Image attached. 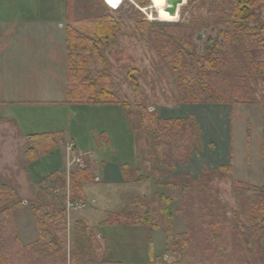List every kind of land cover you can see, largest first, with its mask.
Returning a JSON list of instances; mask_svg holds the SVG:
<instances>
[{"label":"rangeland","instance_id":"1","mask_svg":"<svg viewBox=\"0 0 264 264\" xmlns=\"http://www.w3.org/2000/svg\"><path fill=\"white\" fill-rule=\"evenodd\" d=\"M9 1L11 0H0L5 5H9ZM72 1L75 18L109 14L116 23L114 37L104 42L100 48L105 62L102 63L95 57L93 60L98 70H104L109 75L114 90L125 103L119 104L122 112L105 104L65 102L68 20L66 23L62 19L63 26H56L57 38L55 45H51V51H44L42 47L31 56L17 57L8 54L0 57V111L16 119L26 132L62 134L57 147L26 164L32 178L36 181L45 180L54 172L53 166L61 155L60 149L66 155V166L69 168L67 173L75 164L85 167L87 163L93 173L90 158L79 156L77 151L94 154L95 162L98 163L96 175L99 178L93 174V182L84 185L83 189L85 201L94 199V202L92 200L77 210L67 209L65 199L68 196L65 193L59 203L65 207L68 227L65 263L148 262L163 256L162 259L168 263L172 262V259L202 262L261 260L264 256V241L258 246L252 233L247 231V235L244 234L246 228L249 230L250 222L241 213L239 203L232 192L231 178L220 169L222 165L231 164L234 178L253 185L262 184L264 83L259 78L255 80L258 83L255 85L258 99L256 102L185 101L176 81L177 71L155 51L156 42L163 35L172 38L178 25L189 30L188 39L192 40L196 33L199 35L202 28L215 24L216 29L212 32V37L221 38L224 26L213 23L210 19L207 2L184 0L177 18L164 21L156 18L157 14L150 0H123L116 10L109 8L104 0ZM6 9L1 8V16L11 15ZM157 9L172 11L171 8ZM260 13L262 17L264 6L260 8ZM48 32L46 29L40 33H44L46 38L44 35L42 37L47 39ZM203 39L204 36L199 41ZM198 45L191 48L192 46L179 44L187 59L194 54V48H199ZM238 45L233 48V52L241 56V43ZM33 46L36 49L35 45ZM191 65L193 64L190 63ZM132 79L135 80L138 93L131 83ZM3 100L7 102L1 103ZM139 104L150 111L155 109L162 117L194 119L199 132V145L193 148V154L186 162L177 165L179 176L170 179V183L178 187L188 180L181 177L183 174L195 180L199 177L200 180H196L189 190L174 189L166 185L169 172L165 161L152 163V147L140 124L141 115L137 109ZM11 138L9 130L0 126V162L4 160L3 162L7 163L4 167L0 163V177L17 192V180H14V177L8 178L10 170L6 169L13 162L21 164L22 158L24 159L21 156L23 147L21 151L20 145ZM61 144L64 145L62 148ZM123 164L135 166L142 175L148 177V181L119 186L116 182L120 178ZM57 188L62 193L63 190ZM143 193H146L145 197ZM161 193L175 195V200L169 206L173 213L171 234L166 232V216L158 209ZM208 193L217 197L216 201H211V205L213 203L212 208L217 211V216L225 214L223 220L227 229L224 226H213V218H203V209L208 210L204 195ZM35 195L33 200L38 199L37 193ZM23 199L29 200L17 195L20 205L14 211L16 226L22 224V220L23 225L27 226L24 211L30 208L32 212L31 201L25 203L26 201L22 202ZM44 199L42 198V201ZM137 199H145L151 218L159 223V227L151 230L148 225L103 224L108 215L129 210V205ZM234 212L238 215H234ZM83 216H87L91 221L88 222V229L95 227V232L99 235L92 233L94 236H84L86 223ZM203 220L211 221L212 227L209 224L204 228ZM232 221L236 227L234 234L229 229ZM27 233L29 235L24 238L26 242L33 238V235L35 237V234L28 231ZM19 238L23 245H30V242H23L20 234ZM37 239L36 228L34 241ZM26 258L31 260L32 264L61 262L55 261L56 256L53 260L48 254L41 255L35 250L27 252Z\"/></svg>","mask_w":264,"mask_h":264},{"label":"trees","instance_id":"2","mask_svg":"<svg viewBox=\"0 0 264 264\" xmlns=\"http://www.w3.org/2000/svg\"><path fill=\"white\" fill-rule=\"evenodd\" d=\"M201 1L207 2L208 13L213 23L224 26L221 30L222 37H212V32L216 29V25L213 24L209 28L204 27L200 30L202 32L203 29H207L203 40H196L197 33L192 40H189V30L178 25L174 29L172 38L163 35L156 42L155 51L161 59L170 63L177 71L176 81L185 101L192 103H227L232 100L256 102L258 99L255 85L258 83L255 80L259 78L264 83V15L260 16V8L264 6V0ZM154 5L157 8L166 9L164 5L155 1ZM66 17L69 25L66 28L65 102L125 105L114 90L109 75L104 70H98L93 60L95 57L100 62H105L100 48L104 42L115 35L114 19L109 14L92 18H75L72 0H66ZM238 43H241L242 47L241 56L233 52V48L239 46ZM179 44L192 46L191 48L199 44V48H194V54L187 59V55ZM190 63L193 65L190 66ZM132 80L131 83L138 93L135 80ZM137 109L141 115L140 124L152 147V163L155 164L160 160L166 163L169 174L166 176L165 184L174 189L189 190L196 180H200L199 177L195 180L183 174L181 177H186L188 180L178 187L170 183V179L179 176L177 165L186 162L193 154V148L199 145L197 141L199 132L194 119L192 117H162L155 109L150 111L142 104H139ZM61 139L62 134L59 132L26 135L23 145V157L26 164L57 147ZM84 157L88 159L87 156ZM262 168L264 176V120ZM220 170H224L231 178L232 192L239 203L241 213L250 222V228L249 230L246 228L244 234L247 235V231L252 233L255 243L261 246L260 243L264 241V178L260 186L253 185L234 178L231 164L222 165ZM121 175L123 181L128 183L148 181V177L142 175L139 169L127 164L122 165ZM93 180L92 169L88 163L85 167L75 164L68 173L55 171L43 180L44 184L49 183V185L38 192V199L30 202L38 239L30 245H23L14 217V211L20 205L17 201V192L0 178V264H32L31 260L26 258V254L33 250L40 252L41 255L48 254L53 260L56 256L55 261H61L57 264H66L64 253L67 248L68 227L65 207L60 206L59 203L62 202L65 193L72 201L86 200L84 185ZM57 187L63 190L62 193ZM42 198L45 199L42 201ZM204 198L207 201L208 210L203 209L205 210L203 218H213V226L226 227L223 220L225 214L221 213L217 216L215 214L217 211H213L212 208L213 203L211 205V201H216L217 197L208 193L204 195ZM159 199L158 209L166 216L168 223L166 232L171 234L173 213L169 206L175 200V195L161 193ZM129 207V210L111 213L103 224L148 225L151 230L159 227V223L151 218L145 199L142 201L137 199ZM234 215L237 216V212H234ZM83 220L86 223L84 236H94L88 229V222ZM209 224L212 227L211 221L203 220L204 228ZM230 224L229 229L234 234L236 227L233 221ZM254 263H264V256Z\"/></svg>","mask_w":264,"mask_h":264},{"label":"crops","instance_id":"3","mask_svg":"<svg viewBox=\"0 0 264 264\" xmlns=\"http://www.w3.org/2000/svg\"><path fill=\"white\" fill-rule=\"evenodd\" d=\"M9 2H10L9 5H5L0 2V57L7 56L8 54H11L12 56L16 55L17 57H23L25 55L31 56L33 53H37L38 52L37 50H41L42 47L44 51H51L50 50L51 45L52 44L55 45V41L57 38V34L55 31L56 26L57 27L63 26L62 19H64V21L68 23L66 17V0H46L45 2H40L38 0H11ZM107 6L110 7L108 4ZM3 7H6L8 11L11 12V15L7 17L1 16V8ZM40 29H42L44 32L46 31V29L49 30L48 34H46L47 39H45L46 37L44 33H40L43 32ZM42 35H44L45 38L42 37ZM32 45H35L36 49H34V46L32 47ZM65 87H66V80H65ZM55 101H59V100H55ZM6 102L7 101L3 100V102L1 103L5 104ZM105 105H109L113 108H118L121 112L123 111L120 108V105L118 104H105ZM0 126L9 130L12 136L11 139L12 140L15 139V141L20 145L21 151L25 143V136L32 133H38V132H26L24 130V127L16 119H14L12 116L11 117L8 116L5 112L2 111H0ZM63 146L64 145L61 144L60 148H62ZM73 146L75 148V144H73ZM0 151L2 152V149H0ZM12 151L13 149L11 150V152ZM60 151H61V155L57 159L56 161L57 163L53 166V168L55 169L54 172L61 170L67 172L69 168H67L66 166V155L62 153L61 149ZM77 153L79 156H87L90 158L91 163L93 164V174L95 177H98V175H96L98 163L95 162L96 159L95 155L90 153H82L79 151H77ZM21 156H23L22 153ZM1 161L2 162L0 163L2 167H4L7 163L3 162L4 160ZM132 167L134 168L135 166ZM6 170H10V174L7 176L8 178L13 179L14 177V180H17V184H16L18 186L17 195H19V197H23V198L27 197L29 199V200L23 199L22 202L26 201L25 203H27V201L28 202L33 201L34 199L33 196H36L35 195L36 193L38 194V192L42 188H44L46 185H49V183L44 184L42 182L43 180L36 181L32 178L31 173L28 170V166H26V163L23 158L21 160V164L18 165L16 162H13L11 166ZM106 177L108 180L107 174ZM116 183L119 186L124 184L129 185L127 184L128 182L123 181L122 175H120V178H118ZM130 184L133 185V183ZM143 194H144L143 197H145L146 193ZM92 200L94 202V199ZM92 200L88 201V203H91ZM118 201H120V199ZM27 210L28 211L26 210L24 211L26 214L25 217H26L27 226L23 225L24 223L23 220L21 221L23 222L22 224H20L21 226L20 225L17 226L20 237L23 240V242L32 243L36 238V228L30 208ZM21 214L23 215V213ZM83 218L87 222H91L87 216H83ZM131 227H136V226H131ZM94 228L95 227L91 228L92 229L91 232L93 234L96 233ZM27 231L31 234H35V237L33 235V238L28 239V241L26 242L24 238L25 236L29 235ZM96 234L99 235L98 233ZM162 258H164V256L156 258V261L152 260L148 262H124V263L107 262V263L108 264H264V263H254V262H246V261L243 262L238 260L235 261L228 260L223 262H202V261H194L191 259L186 261L185 260L176 261L172 259V262L168 263Z\"/></svg>","mask_w":264,"mask_h":264},{"label":"flooded vegetation","instance_id":"4","mask_svg":"<svg viewBox=\"0 0 264 264\" xmlns=\"http://www.w3.org/2000/svg\"><path fill=\"white\" fill-rule=\"evenodd\" d=\"M127 1V0H124ZM182 2H178L176 5L175 4H169V0H161V4L164 5L166 8H171L172 11H159L157 7L154 5L153 0H150V3L152 4V8L156 12L157 16L156 18L159 20H164V21H173L177 18L179 8L182 5L184 0H181ZM142 9H146L144 7H141ZM112 10H116V8H113Z\"/></svg>","mask_w":264,"mask_h":264},{"label":"built area","instance_id":"5","mask_svg":"<svg viewBox=\"0 0 264 264\" xmlns=\"http://www.w3.org/2000/svg\"><path fill=\"white\" fill-rule=\"evenodd\" d=\"M87 204H89V203L87 201H85V200H75V201H72L68 197H66V199H65V207L67 209L70 208V209H76L77 210L79 208H83Z\"/></svg>","mask_w":264,"mask_h":264},{"label":"water","instance_id":"6","mask_svg":"<svg viewBox=\"0 0 264 264\" xmlns=\"http://www.w3.org/2000/svg\"><path fill=\"white\" fill-rule=\"evenodd\" d=\"M182 2L181 0H169V4H177L178 2ZM207 32V29H203L202 32L196 37V40H200L201 37L204 36V34Z\"/></svg>","mask_w":264,"mask_h":264},{"label":"bare ground","instance_id":"7","mask_svg":"<svg viewBox=\"0 0 264 264\" xmlns=\"http://www.w3.org/2000/svg\"><path fill=\"white\" fill-rule=\"evenodd\" d=\"M105 1H106V3L110 6V8L113 7L112 4L108 2V0H105ZM154 1H155V2H158V4H161V0H154ZM121 2H122V0H119V2H118V6L113 7V8H117V7H119V6L121 5ZM153 3H154V2H153ZM113 8H111V9H113Z\"/></svg>","mask_w":264,"mask_h":264},{"label":"snow or ice","instance_id":"8","mask_svg":"<svg viewBox=\"0 0 264 264\" xmlns=\"http://www.w3.org/2000/svg\"><path fill=\"white\" fill-rule=\"evenodd\" d=\"M108 2L111 3L113 7H116L118 6L119 0H108Z\"/></svg>","mask_w":264,"mask_h":264}]
</instances>
